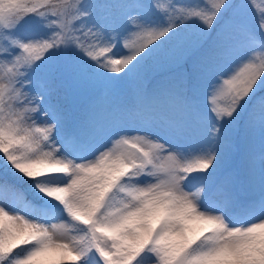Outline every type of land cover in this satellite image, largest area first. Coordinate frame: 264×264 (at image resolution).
Returning a JSON list of instances; mask_svg holds the SVG:
<instances>
[{"label":"rangeland","instance_id":"rangeland-1","mask_svg":"<svg viewBox=\"0 0 264 264\" xmlns=\"http://www.w3.org/2000/svg\"><path fill=\"white\" fill-rule=\"evenodd\" d=\"M118 2L109 35L83 46L72 73L106 88L105 99L93 124L72 130L42 84L57 17L44 11L10 29L13 0H0V135L23 144L10 165L35 170L44 198L33 204L0 182V221L38 244L11 264L38 251L59 264H264V0L234 1L218 33L225 48L189 68L183 98L144 94L136 70L162 40L188 32L181 0ZM90 223L111 245L93 246Z\"/></svg>","mask_w":264,"mask_h":264},{"label":"trees","instance_id":"trees-1","mask_svg":"<svg viewBox=\"0 0 264 264\" xmlns=\"http://www.w3.org/2000/svg\"><path fill=\"white\" fill-rule=\"evenodd\" d=\"M235 0H181L177 11L188 21V32L183 37L177 32L158 44V50L137 71L145 74L142 91L183 98L190 94V83L185 76L191 66L214 62L223 51L224 38L218 32L227 18H231ZM14 12L8 15L6 27L13 29L31 21L38 13L51 11L60 23L61 35L51 73L43 80V87L54 104V110L71 128L87 126L88 116L101 101L98 84H78L72 77L74 64L83 62L80 50L108 32L109 21L116 20L118 0H13ZM213 7L216 10L213 11ZM202 9L211 11L207 18L197 19ZM82 23L86 24L83 28ZM156 58V60H154ZM38 74V72H36ZM136 76H141L135 73ZM38 76V75H37ZM264 89V78L256 81ZM24 146L0 136V182L9 181L19 187L27 199L38 201V193L31 184L33 171L16 172L9 165L12 154H20ZM30 234L14 232L7 222L0 221V264H11L35 242ZM24 264H59L57 256L39 251Z\"/></svg>","mask_w":264,"mask_h":264}]
</instances>
